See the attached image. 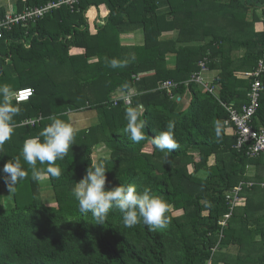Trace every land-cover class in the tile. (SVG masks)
<instances>
[{
    "label": "trees",
    "instance_id": "obj_1",
    "mask_svg": "<svg viewBox=\"0 0 264 264\" xmlns=\"http://www.w3.org/2000/svg\"><path fill=\"white\" fill-rule=\"evenodd\" d=\"M51 1L59 0H17L15 9L0 7V15ZM103 4L109 14L93 22L92 33L86 14ZM257 22L264 24V0H80L74 9L64 5L36 24L5 31L0 84L16 91L32 87L35 95L13 101L20 107L14 135L0 145V264H264V155L247 154L252 142L240 150V135L227 124V108L250 104L255 81L264 86V71L243 75L264 64V30H255ZM137 30L144 43L124 44V36ZM73 48L86 52L74 56ZM211 70L218 73L213 82ZM167 82L176 86L163 89ZM122 95L129 105L124 99L115 104ZM137 105L143 106L145 138L132 143L122 130L126 109ZM259 106L249 122L258 130L264 127V93ZM86 111L96 112L97 120L80 129L68 155L56 162L61 176L32 180L21 156L24 141L53 115L69 122L70 112ZM40 116L35 126L22 125ZM170 121L177 148L161 152L152 138ZM105 144L111 154L98 162L106 163V188L150 187L170 206L166 229L125 227L118 210L96 225L79 211L74 185ZM18 157L27 176L12 193L2 169ZM248 182L257 184L244 187L247 201L232 213L227 194ZM46 186L56 192L53 205L41 197ZM255 194L263 197L257 202Z\"/></svg>",
    "mask_w": 264,
    "mask_h": 264
},
{
    "label": "clouds",
    "instance_id": "obj_2",
    "mask_svg": "<svg viewBox=\"0 0 264 264\" xmlns=\"http://www.w3.org/2000/svg\"><path fill=\"white\" fill-rule=\"evenodd\" d=\"M79 2L80 0L75 3L73 7H69L74 9L75 5ZM105 7L106 6L103 4L98 9L92 8L87 12L86 17L91 23V27H94V21L100 24V19H104L108 16L103 14V8ZM27 8L30 7H26L25 9ZM111 66L117 67V62L113 60ZM246 77L250 76L246 75ZM18 91L13 90L12 86L9 84H0V145H4L7 141L11 140L14 135V118L20 112L18 104H22L16 101L20 98V93ZM124 97L125 95H122L115 98V100L124 99ZM13 101L18 104H14ZM142 107V105H137L136 107L126 109L125 112L127 124L122 130V135L132 143H139L145 138V123L140 118ZM41 120V117L38 119H28L24 121L22 125L35 126L37 123H40ZM50 120L51 122L44 127L38 135L24 141L21 151L23 161L31 168V178L34 181L42 180L46 175L55 178L61 176V169L56 166V162L65 159L72 149V146L75 144L76 137L80 131V129L75 127L72 123L58 116L53 115L50 117ZM28 121H35V124L33 125ZM173 128L174 122L170 121L167 124L166 131L159 132L152 138V143L159 151H172L177 148V143L172 133ZM38 163L39 165H47V167L38 168ZM2 172L4 174V182L12 193L15 191L18 183L23 181L27 176L26 171L20 163L19 157L4 164ZM107 172L108 170L104 161H99L95 164L91 163V167L88 168L84 178L75 183L73 188L72 194L78 202L79 211L83 214H90L95 221L94 224L104 225L107 222L110 211L118 210L122 215L125 227H133L139 223H143L150 231H158L164 230L170 225L171 220L167 215L170 206L166 200L153 194L151 188L148 186H137L135 184H128L125 186L121 184L120 186L107 189ZM255 184L257 183L248 182L247 185L241 183L227 194L228 199L229 196L235 195L237 188H241L236 202L233 198L228 199L231 202L232 213H234L236 209L243 207L247 201V197L243 196L244 187L247 186L250 188ZM261 186L264 187V183H261ZM225 217L229 218L230 215H226Z\"/></svg>",
    "mask_w": 264,
    "mask_h": 264
},
{
    "label": "built area",
    "instance_id": "obj_3",
    "mask_svg": "<svg viewBox=\"0 0 264 264\" xmlns=\"http://www.w3.org/2000/svg\"><path fill=\"white\" fill-rule=\"evenodd\" d=\"M79 0H60L58 2H51L47 5L41 7H30L25 9L22 13L13 14L12 12L6 13L4 16L0 15V39H2L5 35V31H11L16 26L28 27L31 23H36L39 19L44 17L46 14L51 12L54 9H57L63 5L72 6L77 3ZM261 69L256 73H249L248 76H259L264 71L263 62L260 63ZM203 69H206L207 63L203 62L201 64ZM194 78V77H193ZM192 78V81H193ZM198 82L203 83V86L208 88L211 87L210 82H203L201 77H197L195 79ZM176 85L172 82H167L163 85V89L169 90ZM20 93L19 100H16L18 103H24L29 101L35 93V90L32 88H24L18 91ZM264 93V86L260 80H257L253 83L250 91L249 97L251 98V103L244 105L241 109L237 108H227L230 113V120L227 122L234 124L238 134L240 135L238 141V148L241 150L243 146L247 143H251L247 154L255 157L257 155H264V127L258 129H254L249 125V122L252 120L253 116L256 115L259 109V101L262 98ZM125 104H130L129 96L124 97ZM119 99L115 100V104ZM227 107V106H226ZM31 124H35V121H28ZM241 188H237L234 196H229L228 199H234L236 202L238 200V194Z\"/></svg>",
    "mask_w": 264,
    "mask_h": 264
},
{
    "label": "crops",
    "instance_id": "obj_4",
    "mask_svg": "<svg viewBox=\"0 0 264 264\" xmlns=\"http://www.w3.org/2000/svg\"><path fill=\"white\" fill-rule=\"evenodd\" d=\"M26 1V0H24ZM17 0H0V7H6L7 9H15V4H16ZM109 10L105 7L103 8V14L104 15H108ZM256 25H258V27H256ZM258 28V29H257ZM13 30V29H12ZM11 30V31H12ZM255 30L257 32H262L264 30V24L262 22H257L255 24ZM131 34V33H129ZM126 34L124 36V38L126 39V36L129 35ZM172 35V34H171ZM130 38H132V40L137 44V45H142L145 41V37H144V33L142 30H137L134 32V35H130ZM124 38H123V43L127 45L126 42H124ZM31 44L27 43L26 47L30 48ZM86 52V50L81 49V48H73L70 53L71 55H81L84 54ZM13 71V69H12ZM217 71H213L211 70V72L208 74V78L211 82H213L215 79V77L217 76ZM214 79V80H213ZM208 81V82H210ZM25 82H21L19 81L17 83V86H21L23 85ZM24 88H32V87H24ZM23 89V88H22ZM69 122L72 123L75 127L79 128V129H85L88 128L89 126L93 125L96 120H97V113L93 112V111H87V112H80V113H74V112H70L69 114ZM42 118V116H40ZM38 119V118H36Z\"/></svg>",
    "mask_w": 264,
    "mask_h": 264
},
{
    "label": "rangeland",
    "instance_id": "obj_5",
    "mask_svg": "<svg viewBox=\"0 0 264 264\" xmlns=\"http://www.w3.org/2000/svg\"><path fill=\"white\" fill-rule=\"evenodd\" d=\"M256 27H258V25H256ZM259 28V27H258ZM257 28V29H258ZM91 32L92 33H96L95 31V27H91ZM129 34V33H128ZM132 36L134 35V32H131V34L127 35L126 36V39L124 38V42L127 43V45L129 46H133V45H137L133 40L132 38H130L129 36ZM79 49V48H78ZM81 49H84V48H81ZM85 50V49H84ZM242 75V74H241ZM243 75H248L246 73H243ZM10 85V84H9ZM87 112V111H86ZM111 154V150L108 148V146L105 144V146L103 147H100V148H97L95 150V153L93 155V159H94V163H97L98 160L100 158H106L108 156H110ZM48 175H46L42 180H48ZM257 195V196H256ZM41 197L43 199V201L48 204V205H53L56 201V192H54L53 189H50L48 186H46V188L42 191V194H41ZM260 197H263L262 194H255L253 196V198H255L257 200V202L259 201V198ZM55 198V200H54ZM231 253H237V249L236 247H231L230 249Z\"/></svg>",
    "mask_w": 264,
    "mask_h": 264
}]
</instances>
